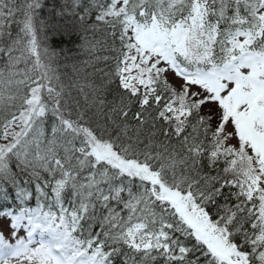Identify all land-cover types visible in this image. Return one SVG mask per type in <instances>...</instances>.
I'll use <instances>...</instances> for the list:
<instances>
[{
    "label": "snow or ice",
    "instance_id": "6c2138e0",
    "mask_svg": "<svg viewBox=\"0 0 264 264\" xmlns=\"http://www.w3.org/2000/svg\"><path fill=\"white\" fill-rule=\"evenodd\" d=\"M0 264H264V0H0Z\"/></svg>",
    "mask_w": 264,
    "mask_h": 264
},
{
    "label": "trees",
    "instance_id": "16d2710c",
    "mask_svg": "<svg viewBox=\"0 0 264 264\" xmlns=\"http://www.w3.org/2000/svg\"><path fill=\"white\" fill-rule=\"evenodd\" d=\"M55 43H56V45L61 46V47L72 48V47H74V45L79 44L80 41H79L78 37H76L74 35L71 37V42H69L68 37H64L63 39L56 38Z\"/></svg>",
    "mask_w": 264,
    "mask_h": 264
}]
</instances>
